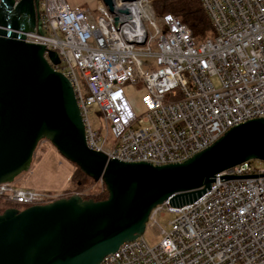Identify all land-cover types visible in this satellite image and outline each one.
Masks as SVG:
<instances>
[{
  "label": "built area",
  "instance_id": "1",
  "mask_svg": "<svg viewBox=\"0 0 264 264\" xmlns=\"http://www.w3.org/2000/svg\"><path fill=\"white\" fill-rule=\"evenodd\" d=\"M198 1L212 28L202 42L174 15L159 19L160 30L151 0H115L113 12L98 2L95 23L65 0L39 1L43 35L26 33L25 42L58 55L52 68L71 83L90 150L108 161L182 163L229 129L264 119V0ZM128 90L141 94V115ZM92 106L104 137L92 128ZM199 192L152 209L146 227L160 231L156 247L141 235L100 264H264V166L228 169ZM0 202L20 211L52 203L12 184L0 185ZM166 213L175 216L169 233L157 225Z\"/></svg>",
  "mask_w": 264,
  "mask_h": 264
},
{
  "label": "water",
  "instance_id": "2",
  "mask_svg": "<svg viewBox=\"0 0 264 264\" xmlns=\"http://www.w3.org/2000/svg\"><path fill=\"white\" fill-rule=\"evenodd\" d=\"M40 0H0V185L25 172L45 140L87 178L102 182L103 201L70 196L0 214V264H100L143 235L152 209L177 196H200L213 178L247 162L264 163V119L229 129L182 163L154 166L108 161L90 150L69 80L52 66L59 57L25 43L43 35ZM115 0H101L113 12ZM132 2L135 0H121Z\"/></svg>",
  "mask_w": 264,
  "mask_h": 264
},
{
  "label": "rangeland",
  "instance_id": "3",
  "mask_svg": "<svg viewBox=\"0 0 264 264\" xmlns=\"http://www.w3.org/2000/svg\"><path fill=\"white\" fill-rule=\"evenodd\" d=\"M159 19L161 18H157V25L161 30L163 29V23L162 21L159 22ZM152 34L154 35L155 32L152 31ZM126 94L135 113L141 115L143 113V107L140 101L141 94L130 90H128ZM88 117L93 130L99 133L101 137H104L106 134L105 122L103 121V118L99 116L96 106L90 107ZM143 126L144 125L141 122L136 124V127L139 128ZM113 143L114 139L112 136L107 137V147H110ZM252 162L255 166H258L259 164L264 166L263 162ZM74 171L75 169L72 164L62 158L48 141L43 140L38 144L29 168L25 172L21 173L14 180L12 185L19 189L48 194L50 196V201L54 202L59 199L68 198L74 193L71 192L64 196L68 189H73L75 187V184L71 183V175ZM76 181H78V179H76ZM102 187L105 186H103L101 182H97L93 184V187L90 188V190L91 192L95 190L101 191ZM8 207L17 209L18 206L0 202V209L2 208L6 210ZM174 219V215L166 213L157 218V225L159 229L165 233H169L171 231L170 224L174 221ZM142 239L148 247L153 248L161 242L162 236L157 228H150L147 225L142 235Z\"/></svg>",
  "mask_w": 264,
  "mask_h": 264
},
{
  "label": "trees",
  "instance_id": "4",
  "mask_svg": "<svg viewBox=\"0 0 264 264\" xmlns=\"http://www.w3.org/2000/svg\"><path fill=\"white\" fill-rule=\"evenodd\" d=\"M151 6L157 18H162L168 14L176 16L192 31L196 42L205 41L212 36L209 19L198 0H151ZM250 163L253 162L251 161ZM72 166L75 171L71 175V183H74L75 187L68 189L64 196L71 192L82 193L83 200L91 199L95 202L103 201L107 198L105 187H102L101 191L95 190L91 192L90 188L93 187L95 182L87 178L75 165ZM20 207L18 206L17 208L19 209ZM3 210L2 208L0 209V214Z\"/></svg>",
  "mask_w": 264,
  "mask_h": 264
},
{
  "label": "crops",
  "instance_id": "5",
  "mask_svg": "<svg viewBox=\"0 0 264 264\" xmlns=\"http://www.w3.org/2000/svg\"><path fill=\"white\" fill-rule=\"evenodd\" d=\"M70 9L83 10L87 13L90 22L95 23L97 19V4L101 0H65Z\"/></svg>",
  "mask_w": 264,
  "mask_h": 264
},
{
  "label": "flooded vegetation",
  "instance_id": "6",
  "mask_svg": "<svg viewBox=\"0 0 264 264\" xmlns=\"http://www.w3.org/2000/svg\"><path fill=\"white\" fill-rule=\"evenodd\" d=\"M26 43V42H25Z\"/></svg>",
  "mask_w": 264,
  "mask_h": 264
}]
</instances>
